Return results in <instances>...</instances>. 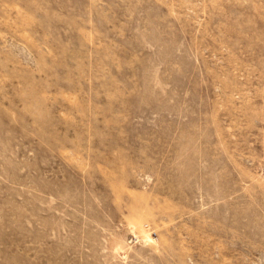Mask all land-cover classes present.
<instances>
[{"label": "rangeland", "instance_id": "rangeland-1", "mask_svg": "<svg viewBox=\"0 0 264 264\" xmlns=\"http://www.w3.org/2000/svg\"><path fill=\"white\" fill-rule=\"evenodd\" d=\"M0 264H264V0H0Z\"/></svg>", "mask_w": 264, "mask_h": 264}]
</instances>
